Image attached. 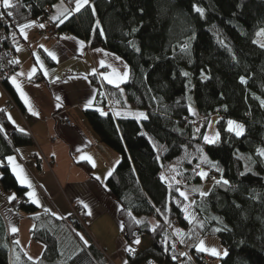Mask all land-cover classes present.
I'll use <instances>...</instances> for the list:
<instances>
[{"label":"trees","instance_id":"obj_1","mask_svg":"<svg viewBox=\"0 0 264 264\" xmlns=\"http://www.w3.org/2000/svg\"><path fill=\"white\" fill-rule=\"evenodd\" d=\"M60 1L12 0L14 7L8 10L13 11L15 19L6 15L8 10L2 5L0 11L5 12L8 29L17 31L19 24L40 19L47 5L53 8ZM63 1L67 9L74 8V0ZM18 2L26 7H17ZM196 7L203 9V15L195 11ZM58 27L60 32L82 37L93 49L121 57L130 67L131 77L121 85L122 91L105 85L109 98L119 108L143 110L149 116L139 121L120 115L115 120L96 109L84 110L101 143L121 156L104 185L106 194L120 206L117 217L124 224L121 235L127 244L137 238L151 241V246L134 259L130 253L135 250L128 252L127 264H150L153 258L179 264L173 259L177 256L171 247L175 239L166 225L183 231V244L191 242V255L197 264L206 255L194 245L208 236L220 238L228 253L220 264H264V157L257 154L264 149V106L260 105L264 100V49L253 43L256 33L264 28V0H89V5ZM217 37L228 47L222 46ZM130 42L140 48L139 53ZM185 44L188 48L182 51ZM184 72L189 75L184 76ZM240 77L247 83L242 84ZM91 79L100 90L97 100L105 107L102 86L96 77ZM5 88L23 113L9 81ZM2 95L0 92V100ZM191 105L197 117H203L199 132L192 124L196 117L189 111ZM213 116L222 118L218 122L221 138L210 145L203 140V124ZM228 120L244 123L245 134L237 137L229 132ZM0 125V184L3 190L15 193L12 208L35 223L32 240L44 244V263L114 264L91 238L87 245L78 238L79 229L89 237L81 224L41 213L27 200L28 189L20 185L6 158L22 146H32L33 136L12 126L5 111H0ZM202 155L222 171L201 165L208 172L207 181L215 182L209 195L202 197L195 192L196 206L190 208L196 219L189 222L183 207L188 203L176 189L191 193L202 184V178L193 173ZM79 165L92 174V165ZM161 173L168 183L160 179ZM216 180L230 183L217 184ZM166 204L170 211L165 210ZM127 210L145 221L136 225ZM155 212L158 218L153 216ZM83 219L87 227V217ZM198 221L204 226L200 227ZM157 224L160 227L151 231ZM17 241L15 233L11 248L7 223L0 214V264H28ZM150 249L156 257L148 254ZM181 264L194 263L189 260Z\"/></svg>","mask_w":264,"mask_h":264},{"label":"crops","instance_id":"obj_2","mask_svg":"<svg viewBox=\"0 0 264 264\" xmlns=\"http://www.w3.org/2000/svg\"><path fill=\"white\" fill-rule=\"evenodd\" d=\"M57 6L52 8L49 17L58 14V8L61 11L68 8L64 1L63 3L60 1ZM40 23L38 19L35 25L25 29L27 39L20 33L19 27H17V31H11L12 35L14 34L13 40L17 59L20 61L17 74L24 73V75H17V83L21 85L22 90L29 98V103L38 115L29 112L28 104L25 103L11 80L9 83L15 94H17L18 104L21 105L23 113H19L14 108L8 109L7 98L4 94L2 95L4 101L0 104V109L5 111L8 122L17 130L19 128L25 129V132L30 133L34 139L32 146H22L11 155L16 158V163L22 166L34 189L18 181L21 186L28 189V193L35 190V198L38 199L39 203H33V198L29 197L28 193L27 200L36 205L41 213L50 215L56 213L53 216L60 219L62 217V220L67 222L66 219L72 212L71 206L79 205L85 212L88 224L91 225L93 221L94 225L101 222L115 224L107 238L103 233L97 232L95 243L100 249L104 250L109 259L114 261L115 264L128 263L129 255L127 254V247H125L128 244L125 238L122 235V238H119L117 234V237H113L117 227H119V232H122L117 217L120 206L111 196L106 194L104 186L109 180L107 173L118 166L121 156L101 143L98 134L93 131L84 115L86 109L98 110L104 108L97 100L100 90L92 81V77H96L101 84L103 89L101 96L104 100L106 98L104 94L105 85L115 87L108 84L100 76V72H111L112 69L101 68L99 61L101 59L105 60L106 64L113 65L120 72L125 71L123 65L126 62L123 59L116 60L117 55L104 49V51H95L97 49L89 47L82 37L71 34L69 37L77 38L72 40L63 39L64 36L46 35V28L38 27ZM41 29L43 33H40L39 30ZM79 40L85 41L83 47L79 45ZM41 45L44 47H40ZM44 48L55 51L58 59L53 61L44 51ZM105 53L108 55H105ZM37 56L44 64L43 69L39 66L40 61L36 60ZM33 66L37 68V72L29 80L27 74ZM45 69L48 71L47 76L43 74ZM92 69L97 70L96 75L91 74ZM85 76H87V79H84ZM57 97L60 99L58 100ZM89 100H92V104L86 107ZM192 110L197 115L195 107ZM58 111H63L64 116L69 118L73 124L69 126L64 122H59L54 116ZM117 111L121 112V115L126 118L136 119L134 114L143 110L118 107ZM9 114L11 120L8 118ZM85 155L90 156L92 159H81ZM28 156L33 157V160L25 161L24 158ZM44 157L55 160L56 165L52 171L47 167ZM80 163L92 165V174L86 172L79 165ZM9 166L12 169L10 164ZM96 176H100L101 179H95ZM13 194L15 193L3 190L0 184V214L7 223L8 230L12 232V228L16 227L18 229L16 234L19 236L22 233L25 221L30 219L27 214L12 208L11 203L13 200H9L8 197ZM80 201L87 203L89 208H84ZM46 209L50 211H46ZM89 209L91 215L87 214ZM27 226L30 227L29 224ZM79 230L89 242V237H87L85 231ZM108 237L113 238V240L111 241ZM144 240L146 239L141 240L140 245L144 243ZM146 247L148 248V246ZM139 252L141 253L140 249L133 254L130 253V257L134 259L140 254Z\"/></svg>","mask_w":264,"mask_h":264},{"label":"snow or ice","instance_id":"obj_3","mask_svg":"<svg viewBox=\"0 0 264 264\" xmlns=\"http://www.w3.org/2000/svg\"><path fill=\"white\" fill-rule=\"evenodd\" d=\"M69 2H72V0H69ZM61 3H63V0H61ZM74 4H75V6H74L73 9H64V10L61 11L58 8V14L50 16V20L54 24L57 21L59 22V24H63L65 21L70 20L75 13H79L81 11V9L85 5H89V0H74ZM16 6L19 7V6H25V5H20L19 2H18ZM13 7H14V5L12 3V0H2V8L3 9H5V10L13 9ZM53 7H58V6L57 5H53ZM91 7H92L93 14H95V7L94 6H91ZM195 11L198 12V13H200L201 15H203V9H201L199 7H196L195 8ZM4 15H5V12L0 11V18H3ZM6 15L8 17H10V18L15 19L12 10H8L6 12ZM35 24H36V22L35 21H32L31 23H24V24H19L18 25L19 31L24 36L25 39L28 38L27 37V33L25 32V29H27L29 27H32ZM97 26L99 27V21H97ZM38 27L44 28L45 25L43 23H40L38 25ZM135 30L136 29H133V31H135ZM256 36L257 37H264V28L260 29V31H258L256 33ZM193 38L194 37H190L189 40H191ZM63 39L76 40L77 38L76 37L65 36V37H63ZM217 40H218V42L222 46H224L226 48L228 47L226 44H224V42L222 40H219V37H217ZM78 43H79V45L81 47H83L85 45V41H83V40H79ZM253 43L257 44L261 49H264V41L258 39V40H254ZM130 44H131V47L134 49V51H136L137 53L140 52V48L134 42H130ZM40 47L43 48L44 46L41 45ZM187 48H188V45L185 44L183 46V48H182V51L187 50ZM17 51H19V49H17ZM44 51L47 53V55L53 61H56L58 59L57 54H56L55 51H50L47 48H44ZM95 51H104V50L103 49H97ZM228 51L231 52V49L228 48ZM105 55H108V54L105 53ZM115 59L116 60H121L122 58L119 57V56H116ZM233 59H235V56H233ZM36 60L37 61H40V57L37 56L36 57ZM9 63H11V64H19L20 61L18 59H13V60L9 61ZM99 65H100L101 68L107 67V68L112 69L111 72H100L99 74H100V76L102 77V79L104 81H107L108 84L114 85L115 88L120 89L122 91L121 84L128 82L129 79H130V77H131V69H130V67L126 63H124L123 67H124L125 71L120 72L117 68L113 67V65L106 64L105 60H103V59H101L99 61ZM39 66H40L41 69L44 68V64H43L42 61H40ZM96 71H97L96 69H92V73L91 74L92 75H96ZM36 72H37V68L35 66H33L31 68V71L27 74L28 75V79L30 80L31 77ZM43 74L45 76H47L48 75V71L45 69ZM17 75H24V73L21 72V73L12 75L10 77L11 83L13 85H15L17 91L20 92L21 97L25 100V103L28 104V110H29V112H31L33 115H38V113L33 110L31 104L29 103V98L27 97L26 93H24V91L22 90L21 85L19 83H17ZM183 75L184 76H188L189 73L184 72ZM57 79H59V78H57ZM84 79H87V76H85ZM240 82L242 84H246L247 83V81L245 80L244 77H240ZM253 98L259 99V97H255V96ZM57 99L59 100L60 98L57 97ZM93 99H95V98H93ZM153 99H155V97H153ZM117 103H119V101H117ZM91 104H92V100H89L88 105H86V107L87 106H91ZM260 105L261 106H264V100H260ZM0 111H4V110L3 109H0ZM98 111H100L101 115H103V116H108L109 115V113L108 112H105L102 108L98 109ZM189 111L192 113L193 116L196 115V113L191 109V107H189ZM114 114L116 116H120L122 113L119 112V111H116ZM134 115H135L136 119H138V120H147V119H149L148 114L146 112H144V111H138ZM8 118L10 120L12 119L10 114H9ZM13 123H15V122L13 121ZM193 123H195V122H193ZM227 125H228L227 130L229 132H233L237 137H240V136L244 135L245 128H244V125L243 124H240L239 122L234 121V120H228L227 121ZM208 126L211 127V123H209ZM2 130H3V126L0 125V131H2ZM19 131L20 132H24L25 129L19 128ZM199 131H200V128L199 127H196V132H199ZM203 140L207 144H210V145L211 144H215L219 140V133L217 132L214 137H210L208 135H203ZM153 147L154 148L156 147L155 144H153ZM198 150L202 152V149H198ZM257 154L259 156H261V157H264V149H259L257 151ZM6 159H7L8 163L12 166V172L16 175V177L20 181V183L21 184H27V186L29 188H33L34 189V186H33L32 182L28 179V177H27L24 169L22 168V166L19 165L18 163H16V158L14 156H8ZM81 159H83V160H91L92 158L90 156H86L85 155V156H82ZM157 159H159V157H157ZM2 163H3V161L0 160V164H2ZM202 164L209 165L210 168L215 169L217 172L222 171L219 168V166H218L217 163H214L213 161H211L206 155H202L201 158H200V162L196 165V168L193 169L194 175H198L202 179L208 177V172H205V171H203L201 169V165ZM93 166H95V164H93ZM161 166L163 167V164H161ZM172 170L175 171V169H172ZM197 170H199V171H197ZM114 171H115V169L110 170L107 173V176L111 177ZM177 174H179V173H177ZM95 179L100 180L101 177L100 176H96ZM160 179L162 181H164L165 183H168V178L164 175V173H161L160 174ZM172 179L175 180V177H172ZM176 183L179 184L180 181H176ZM216 183L217 184L222 183L224 185H227L230 182L228 180H216ZM169 187H171L170 184H169ZM176 191L179 193V196L180 197H183L184 201H188L189 200V194L188 193H186L185 191L180 190L179 188H177ZM193 192H199L200 196H202V197L209 195V193L203 192V191H201L198 188H194L193 189ZM28 196L33 198V203H39L38 199L35 198L36 197L35 190H33L32 192H29L28 193ZM8 199L9 200L16 199L15 194H13L12 196L8 197ZM80 203L83 205L84 208H86V209L89 208L88 204L85 203L84 201H80ZM193 206H196V201L195 200H192L190 204H186V205L183 206L184 207V212H185V219L189 220V222H192L193 220L196 219L195 213H190L189 212V208L190 207H193ZM121 210L124 211L123 207H121ZM165 210L166 211H170L171 210L170 208H168L167 204L165 205ZM46 211H50V210L49 209H46ZM155 211L157 213L161 214V215H164V212H162L160 208H155ZM87 214L88 215H91L92 214L90 209H89V211H88ZM127 214H128V216L132 219V221L136 225H140V224L143 223L141 220H139L135 216H133L131 210H127ZM52 215H56V213H52ZM61 219H62V217H61ZM213 219H218V218L213 217ZM197 223L199 224L200 227H203L204 226L202 222H199L198 221ZM169 226H171V225H169ZM120 227L123 230L124 224L121 223ZM158 227H160L159 224L154 225L152 227L151 231L155 232ZM220 230L221 229H215L214 231H220ZM17 231H18V229L16 227H13L12 228V232L13 233H16ZM175 232H176V235L177 236H180L181 237L180 243L181 244L185 243V241L183 239V235H184L183 231L181 229L177 228L175 230ZM78 235H80V239L83 240L84 244L87 245L88 244V241L86 239H84L83 235H81V234H78ZM188 235H191V233H189ZM134 242H135V244H140L141 241L137 238V239H135ZM16 243H19V242L17 241ZM165 243H166V241H165ZM171 247H172V249H175L176 244L175 243H172ZM195 247L197 248L198 251H200V252H208L213 257H219L221 255H224V256H227L228 255V253H227L226 250H224L223 252H221V251H219L215 247H211V248L206 247L205 246V242L203 240H200L199 243L197 245H195ZM126 250L129 251V252H134V249H132L130 246ZM181 255H185L186 256L187 253L186 252L185 253H181ZM29 259H32V257L29 256ZM173 259H176V257L173 256ZM125 264H127V262H125Z\"/></svg>","mask_w":264,"mask_h":264},{"label":"built area","instance_id":"obj_4","mask_svg":"<svg viewBox=\"0 0 264 264\" xmlns=\"http://www.w3.org/2000/svg\"><path fill=\"white\" fill-rule=\"evenodd\" d=\"M49 9V7L44 10V13L40 16L43 20L45 17V11H47ZM29 10H31V7H29ZM49 18V17H48ZM42 21V20H41ZM43 22V21H42ZM43 24L45 25V28H47V35H63V36H70V32L65 31V32H60V27L56 26L50 19H46L44 20ZM13 59H17V52L15 51V45H14V40L12 37V34L10 33V30H8V19H6V17L3 16V18H0V92L1 94L6 95V97L9 99V104H8V109L15 107L19 112H21V110L19 109V107L17 106V104H15L14 99L12 98V95L9 94V91L6 90L5 88V82L10 81V77L12 75H15L18 71V68L20 66L19 64H11L9 63V61L13 60ZM105 94V100H106V104L105 107L103 108V110L105 112H108L109 114L112 115V117L116 120L117 116L114 114L117 110V107L112 103V101L109 98L108 92L105 89L104 91ZM55 118L57 120H59V122L61 123H66L67 125L71 126L73 123L69 118H66L64 116L63 111H58L56 112V114L54 115ZM195 122V123H193ZM192 124L194 127H198L200 124V121H197L195 119L192 120ZM32 160L33 157L31 158H24L25 161L28 160ZM30 160V161H31ZM44 160L47 164V167H49L50 171H52L55 168V160H50L47 159L46 157H44ZM72 213L71 215L67 218V222L69 224H81V226L86 229V225L84 223V219L83 216L85 215V212L83 210V208H81L79 205L78 206H73L72 207ZM154 217L158 218L157 213L155 212L153 214ZM174 228L175 226H177V222L175 221V223L173 224ZM169 233L171 234V236L175 239V241L173 243L176 244L175 249H173L175 252H177V256L175 261L176 263L178 262L179 264L185 262V261H192V263H195V259L194 257H192L191 255V246L189 243L187 244H181L180 240L174 235V229L168 225H166ZM13 240H14V233H11L10 231H8V241L9 244L11 246V248L13 247ZM136 250V249H134ZM187 253V255H181V253ZM201 262L199 264H208L209 262V258L208 257H202Z\"/></svg>","mask_w":264,"mask_h":264},{"label":"rangeland","instance_id":"obj_5","mask_svg":"<svg viewBox=\"0 0 264 264\" xmlns=\"http://www.w3.org/2000/svg\"><path fill=\"white\" fill-rule=\"evenodd\" d=\"M2 5V0H0V6ZM75 6V5H74ZM49 7V9L47 11H45V17L48 16V14L50 13V11L52 10V7L51 6H48L44 9L46 10L47 8ZM46 19H50V18H44V20ZM41 23L44 22L43 18L42 19H39ZM43 22H42V21ZM38 19L35 21L37 22ZM45 28V27H44ZM9 30V29H8ZM40 33H43L42 29L39 30ZM11 33V31H10ZM46 35H47V28H46V31H45ZM12 34V33H11ZM49 35V34H48ZM49 36H53V35H49ZM57 36V35H56ZM59 36H63V35H59ZM58 36V37H59ZM13 37V35H12ZM65 37V36H64ZM14 38V37H13ZM262 40L264 41V37H256V40ZM20 67V66H19ZM19 69V68H18ZM17 74V73H16ZM7 98V97H6ZM4 101V97L1 98L0 100V104ZM8 104H9V99L7 98V107H8ZM117 107V106H116ZM192 109V105L190 106ZM14 109H16L15 107H12ZM118 108V107H117ZM17 110V109H16ZM117 110V109H116ZM18 111V110H17ZM19 112V111H18ZM21 113V112H19ZM195 120L197 121H200V124L199 126L202 125V122H203V117H197V115L195 116ZM222 118L219 117V116H213V117H210L209 119L205 120L204 121V124L203 126L205 127V130H204V135H208L210 137H214L216 135V133L218 132L219 133V140H220V130H219V127H218V122L221 120ZM138 120V119H137ZM139 121H143V120H139ZM236 121V120H234ZM239 122V121H237ZM209 123H211V127H209ZM240 124H243L242 122H239ZM198 126V127H199ZM227 128H228V125L226 124ZM200 128V127H199ZM244 128H245V131H246V126L244 125ZM245 134V133H244ZM218 140V141H219ZM25 158H31V157H25ZM48 159V158H47ZM31 160V159H30ZM28 160V161H30ZM33 160V159H32ZM206 172V171H205ZM202 184L196 188L200 189L201 191L203 192H206V193H209L210 190L212 189L213 187V184H214V180L213 179H210L207 181V178H204L202 179ZM186 192V191H185ZM187 193V192H186ZM189 200L187 201L188 204L191 203L192 200L195 199V192H192L191 193L189 192ZM73 205L71 206V209H72ZM73 210V209H72ZM192 211V208H189V212L191 213ZM72 213V212H71ZM156 218V217H155ZM26 219V218H25ZM24 219V220H25ZM139 220H141L142 222L145 221V218H140ZM29 221V222H27ZM153 223V222H152ZM29 224L30 227H28L27 225ZM115 224H106V223H103L101 222L100 224H97V225H94V221L91 222V225L90 223L87 225L86 227V230L88 232V235H89V238H91V240H93L94 242H96L95 240V237H96V234L97 232H100V233H103L105 238H107V236L109 235V233L111 232V229L112 227L114 226ZM35 227V223H33V221H30V220H26L24 225H23V230H22V233L18 236V242L21 244L20 245V248H21V251L23 252V254L26 255V257L28 258L26 263L28 264H45L44 263V249H45V246L44 244L40 243V242H34L32 240V232L31 230ZM83 228V227H82ZM119 227H117V230L115 229V233H114V236L113 237H118L119 238H122L121 236V232H119L118 230ZM91 230V232H90ZM174 232V235L175 234V230L173 231ZM81 235H83L82 233H79ZM117 234V235H116ZM84 239H85V235H83ZM78 238H80V235H78ZM97 239V237H96ZM108 239H110L111 241L113 240V238L111 237H108ZM107 239V240H108ZM146 240H144V243H142L141 245L140 244H135V242L131 243V244H128L126 245L125 247H131L132 249H136V251H139V249L141 250V253L144 252V250L148 249L146 246H151V241L150 239L148 238H145ZM200 240H203L205 242V246L208 247V248H211V247H215L217 248L219 251L223 252L225 250L220 238L216 237V236H208V237H203L199 240H197V242L195 243V245H197L199 243ZM141 241V240H140ZM99 242V240H98ZM100 243V242H99ZM141 243V242H140ZM191 245V242H187ZM140 245V246H139ZM194 245V246H195ZM138 250H137V248ZM196 248V247H195ZM197 249V248H196ZM135 251V252H136ZM198 251V250H197ZM140 253V252H139ZM204 254H206L207 256L210 257V261L208 264H220V261L222 258H224L225 256L224 255H221L219 257H213L210 255V253L208 252H203ZM17 254V253H16ZM147 254V253H146ZM148 254H150L151 256H154L156 257L157 256V253L154 252V251H151V249L149 250ZM18 255V254H17ZM29 256L32 257V259H29ZM108 257V256H107ZM109 258V257H108ZM110 260V259H109ZM112 261V260H111ZM189 261V260H188ZM188 261H185V262H188ZM114 262V261H112ZM184 263V262H183ZM115 264V262H114ZM150 264H165V263H161L159 260H157L156 258L152 259L151 263Z\"/></svg>","mask_w":264,"mask_h":264}]
</instances>
